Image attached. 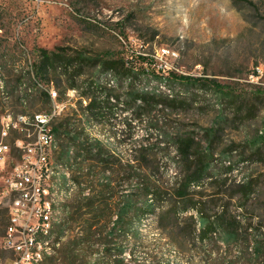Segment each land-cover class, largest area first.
<instances>
[{"label": "rangeland", "instance_id": "374dc122", "mask_svg": "<svg viewBox=\"0 0 264 264\" xmlns=\"http://www.w3.org/2000/svg\"><path fill=\"white\" fill-rule=\"evenodd\" d=\"M36 48H61L70 54L82 50L91 55L109 50L137 65L140 55H148L162 73L175 71L214 78L241 94L245 105H256L257 112L249 118L227 110V123L218 131V148L234 149L232 161L236 166L224 174L229 179L224 188L206 181L201 189L209 195L224 189L223 195H228L237 191L235 182L252 178L255 191L245 205L239 196L231 200L226 196L220 205H229L231 213L242 220L255 217L251 219L254 226L260 225L264 234V150L258 153L248 144L257 133L264 132V0H0V57L5 63L0 66V80L9 82L8 91L18 74L30 70ZM87 71L88 75L92 73V69ZM135 80L136 87L141 88L142 78ZM104 81L113 84L110 77ZM53 83L60 99L69 100L57 120L66 129L83 131L106 145L111 143L119 155L133 156L148 136L142 120L135 118L133 109L125 111L122 101L116 102L114 114L107 112L99 121L87 122L81 115L80 105L86 104L85 99L80 104L81 88H70L76 91V97L69 99L68 89L64 90L66 82L60 88L54 79ZM124 85L115 91L122 99L127 91L126 82ZM19 94L11 93L4 100L0 93V114L6 110L33 114L50 108L42 93L35 92L30 100L26 98L22 101L24 106ZM194 99L199 106L158 115L167 118L171 125L181 123L184 129L197 131L201 138V128L211 125L218 113L217 98L213 93H204ZM58 139L60 149L54 153V163H64L60 153L67 136L62 133ZM153 139H157L156 133ZM72 148L76 150L75 146ZM244 157L246 160L242 161ZM176 173L170 164L162 177L170 180ZM78 190L79 187L66 203L62 225L56 228L59 252L39 264H68L61 249L71 236L64 238L60 231ZM142 233L143 242L132 244L136 258L133 264H264V254L258 258L251 248L247 252L245 243L229 247L222 242H198L184 248L174 245L158 229L154 216L145 221ZM94 259L86 258L85 264Z\"/></svg>", "mask_w": 264, "mask_h": 264}, {"label": "trees", "instance_id": "16d2710c", "mask_svg": "<svg viewBox=\"0 0 264 264\" xmlns=\"http://www.w3.org/2000/svg\"><path fill=\"white\" fill-rule=\"evenodd\" d=\"M139 57L140 65H137L109 50L91 55L82 50L70 54L61 48H36L30 70L18 74L16 83L8 91L10 94L20 91L22 103L35 92L41 93L32 90L33 76L45 83L54 79L59 88L66 82L64 90L81 88L80 104L83 99L88 100L87 105H80L81 115L87 122L99 121L107 112L114 114L116 102L122 101L124 110L133 109L135 118H140L147 128L148 136L131 156L119 155L111 143L106 145L83 131L66 129L63 123L54 126L58 137L62 133L67 136L60 153L63 162L72 166V170L75 166L76 180H87L90 187V194L88 188L79 187L61 227L64 238L71 236L61 249L66 262L85 264L86 258L94 257L89 264L136 263L132 244L143 242L142 226L151 216L171 243L181 248L198 242L204 245L222 242L228 247L245 243L247 252L251 248L254 256H263L264 234L260 225L254 226L251 219L255 217L242 220L231 213L229 205H220L226 196L229 200L239 196L245 205L255 191L254 180L235 182L237 191L228 195H223L224 189L214 195L204 194L201 189L206 181L224 188L229 181L224 174L236 166L232 161L234 149L218 148V131L227 123V110L233 109L236 114L249 118L255 115L257 106L245 105L241 94L214 78L175 71L162 73L148 55ZM2 64L5 63L0 57ZM88 69H92L90 75ZM105 77H110L113 84L104 81ZM138 77L144 81L141 88L136 87ZM125 82L127 91L122 99L115 91L123 88ZM22 84L29 87L22 90ZM204 93L216 96L218 113L211 125L201 128V138L197 131L186 130L181 123L171 125L167 118L158 115L199 106L194 96ZM42 94L43 100L50 104L47 94ZM248 144L261 153L264 132L261 130ZM71 145L76 147L73 153H70ZM85 162L89 167L87 172L83 171ZM170 164L177 173L165 180L162 173L168 171ZM220 206L222 209L216 210ZM251 240L253 246H250Z\"/></svg>", "mask_w": 264, "mask_h": 264}, {"label": "built area", "instance_id": "2783aa9c", "mask_svg": "<svg viewBox=\"0 0 264 264\" xmlns=\"http://www.w3.org/2000/svg\"><path fill=\"white\" fill-rule=\"evenodd\" d=\"M31 85L32 90L46 93L50 100L48 110L33 112L34 121L40 124V141H29L25 122H18V115L26 118L24 111L6 110L0 114V263L3 256H11L14 264H39V233L49 225V186H54L51 164L57 160L54 153L60 149L54 126L69 106V100L60 99L53 81L45 83L32 77ZM0 93L4 100L10 98V95L3 94V88ZM67 95L69 99L76 97L75 90L69 88ZM83 102L87 105L88 100ZM75 169L74 166L73 172H69L73 175V188L86 187L90 194L88 181L78 182ZM88 170L85 162L83 171ZM11 200H19V207H11ZM13 233H22V241L16 243L14 255H7L9 243H13ZM51 242H55L56 255L59 240L53 237Z\"/></svg>", "mask_w": 264, "mask_h": 264}, {"label": "bare ground", "instance_id": "6f19581e", "mask_svg": "<svg viewBox=\"0 0 264 264\" xmlns=\"http://www.w3.org/2000/svg\"><path fill=\"white\" fill-rule=\"evenodd\" d=\"M7 86L8 85H6L5 80L1 79L0 88H3L4 95H10L8 94ZM25 86L27 85L22 86L21 89L23 90ZM28 87L29 86H27V88ZM18 122H25V133H28L29 141L41 140L40 124H36V122L34 121V113H26V118L25 115H18ZM70 153H73V148L70 150ZM71 167L72 166H69L66 163L62 162H53V164H51V178H53L54 186H49V194L51 195V212L49 214V225L45 230L39 233V252L41 256L40 262L44 258L53 256L55 254V242L51 241L53 240V237L55 240H59L56 228L59 227L63 222V216L67 208L66 203L74 196L77 190V188H73L72 175H70L69 173L71 172ZM11 207H19V200H11ZM20 241H22V233H13V243H9V247L7 248V255L15 254L16 243H20ZM0 264H14V257L3 256L1 258Z\"/></svg>", "mask_w": 264, "mask_h": 264}]
</instances>
